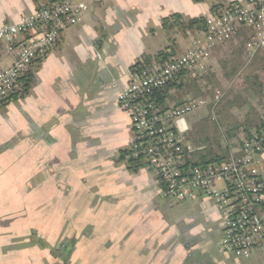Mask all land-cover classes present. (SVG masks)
Here are the masks:
<instances>
[{
    "label": "crops",
    "instance_id": "obj_1",
    "mask_svg": "<svg viewBox=\"0 0 264 264\" xmlns=\"http://www.w3.org/2000/svg\"><path fill=\"white\" fill-rule=\"evenodd\" d=\"M55 1L0 0V26ZM72 1L82 7L79 21L62 33L55 47L35 60L28 95L0 103V212L16 218L11 225L0 223V264H57L51 249L56 247V237L64 225L55 219V209L46 207L43 212L42 201L63 200L68 193L84 196L87 192L119 200L117 206L107 207L110 213L134 215L137 220L145 215L143 222L134 221V237H138L134 238V264H264V251L241 260L217 250L222 220L214 202L204 198L182 202L197 203L201 208L198 215L191 212L187 216L190 221L202 218L189 237L182 242L168 236H161L156 243L149 241L158 229L149 211L155 208L156 196L160 204L166 199L151 171L131 172L118 160L119 152L127 150L132 140L129 119L117 103L118 94L128 83L130 68L142 55L152 58L170 45L161 26L163 18L172 14L205 17L209 7L206 15L198 13L197 2L206 0ZM208 1L210 8L219 10L245 0ZM187 34L194 35L191 31ZM174 39L173 49L183 51L186 40ZM249 39V31L240 29L234 42L214 49L200 79H186L183 84L186 89L216 84L233 91L242 98L239 102L245 114L238 119L247 121L246 133L258 128L264 119V47L246 56L243 47ZM20 40L16 37L14 41ZM0 57L1 69L13 63L6 43L0 45ZM173 92L175 89L170 96ZM219 100L206 101V105L216 109ZM192 132H198L195 125L182 132L183 143L191 149V158L198 160L208 153L190 144ZM226 135L223 150L226 161H230L240 155L242 139L236 145L237 134ZM15 157L18 159L13 162ZM263 160L264 152L258 156V165ZM122 162L123 167H119ZM100 168L114 176H95ZM127 199L134 200L131 213L124 203ZM158 227L162 230V224ZM123 229L118 222L113 230L125 233ZM32 232L42 241L32 240ZM76 258L72 257L69 264ZM85 262L83 259L82 264Z\"/></svg>",
    "mask_w": 264,
    "mask_h": 264
},
{
    "label": "built area",
    "instance_id": "obj_2",
    "mask_svg": "<svg viewBox=\"0 0 264 264\" xmlns=\"http://www.w3.org/2000/svg\"><path fill=\"white\" fill-rule=\"evenodd\" d=\"M81 10L72 0H57L0 26V45L6 43L14 57L9 67L0 68V102L22 92L21 79L26 72L39 55L57 45L66 29L78 23ZM240 29L250 33L243 47L246 56L264 47V0L231 4L223 13L205 18L203 28L196 31L202 39H195L185 52L167 59L152 57L141 69L130 70L117 103L129 119L132 134L124 161L150 168L164 199L176 203L200 198L213 201L222 220L217 250L248 260L264 251V182L256 166L264 152V129L247 133L237 158L193 166L189 164L192 151L184 145L176 120L206 102L199 99L164 107L155 100L171 84L200 79L213 50L234 42ZM16 37L21 40L14 41Z\"/></svg>",
    "mask_w": 264,
    "mask_h": 264
},
{
    "label": "rangeland",
    "instance_id": "obj_3",
    "mask_svg": "<svg viewBox=\"0 0 264 264\" xmlns=\"http://www.w3.org/2000/svg\"><path fill=\"white\" fill-rule=\"evenodd\" d=\"M193 1L195 3L197 0ZM197 3L199 4L197 6V12L203 15L208 13L209 7L210 13L204 17L207 18L210 17V15L223 13L235 2L230 3L224 9H219L214 12H211L212 7L210 8V1L206 0V2L200 1ZM187 32L190 31L174 29L167 34L169 46L172 48L175 41L174 37L186 40L185 43H183L186 46L183 51L179 52L177 48H174L176 55L185 52L195 39H202V36L198 33L192 32V34H194L192 37V35L190 36ZM190 40L191 44H189ZM184 82L185 81L181 82L182 87L175 89V92L172 93L168 101V106L175 107L179 106V104L181 106V104L187 101L199 99L210 102L216 96L219 97L220 100L216 109L207 106L205 103L202 108L191 114L193 116L176 120L178 131L182 133L187 129H193L195 125L198 132H192L189 135L190 144L195 149L204 148L203 152L205 154L208 153L209 156H216V154L218 157L224 156L223 149H225L226 134H228V137H231L232 134H237L235 135L237 139L234 137L237 145L238 142H240L239 139L244 140L248 133H246L249 128L247 121L241 119L239 122V117L245 114L244 110L241 109V107H243V104L240 103L242 98L236 96L233 91L228 90V92L223 87L216 86V84H206V86L200 88H193L192 86L191 89H186L183 87ZM212 118H215V120ZM236 124H240V127L236 126L237 128H234ZM129 135L130 133H128V137ZM121 147H123V145H120V148ZM17 159V157L12 158V160H14L13 162L17 161ZM123 164V162L120 163L121 166L119 167H123ZM256 166L264 182V160L259 163V165L257 163ZM99 170L98 173L96 171L94 172V175L97 177H110L113 175L111 171L107 172V169L100 168ZM65 188L67 187L65 186ZM75 191L78 192L77 187ZM118 202L120 201L115 199H105L99 194L94 196L91 192H87V195L85 194L84 196L79 194L74 196L68 193L64 196L63 200L44 199L42 201V204L45 205L43 212L46 210V207H49L50 211L55 209V219L58 221L59 225H64L63 232L56 237V247L51 249L55 250L61 243L67 245L64 256L62 258H57V264H61L64 258L71 259L74 256L77 257L76 259L78 260L73 264H82L83 259L86 260L85 264H134V243H136L134 242V221H138V223L143 222L145 220V215L138 216L140 218L137 220V218L134 219V215H125L122 217L118 213L108 212L107 207H115ZM154 202L155 208L150 210L149 213L150 218L152 217L153 226L158 229H156V231L152 233V237L149 238L151 242H159L161 236H168L172 238V241L179 240L182 242L186 237L191 235L190 232L193 226L202 220V218H198L190 221L187 218L191 212L197 215L199 214L201 208L197 203L189 204L188 202L175 204L172 200L166 199L163 204H160L158 196H156ZM124 203L128 206L127 210H130V213L131 210L134 211V200L127 199ZM1 214L3 215L1 216ZM15 219V217L6 216L5 212H0V223L11 225L14 224L12 222H14ZM118 222L122 223V228H124L123 232L126 229L125 233L113 230L118 226ZM160 224H162V230H159L158 226ZM16 226L21 225L18 224ZM19 229H21V227ZM127 230L128 233H126ZM16 235H18V233ZM35 235V232H32L30 238L32 240L42 241L38 240ZM137 238L138 237H136L135 240H137ZM227 255L228 254H225V256Z\"/></svg>",
    "mask_w": 264,
    "mask_h": 264
},
{
    "label": "trees",
    "instance_id": "obj_4",
    "mask_svg": "<svg viewBox=\"0 0 264 264\" xmlns=\"http://www.w3.org/2000/svg\"><path fill=\"white\" fill-rule=\"evenodd\" d=\"M218 11L216 6H213L211 8V12ZM204 17H195V18H184L180 16L179 14H172L169 17L163 18L161 22L162 29L164 30L165 33H170L174 29H180L182 31H191L195 32L198 29L203 28L204 26ZM175 55V51L171 46L165 47L162 51H158L155 56L153 57L156 60L159 59H167L168 57ZM151 57H148L146 55H142L140 59L130 68V70H138L141 69L144 65L149 63ZM33 70L30 68L25 76L21 79V86H22V92L21 93H15L11 96H9L7 99L4 101H1L0 103H6L10 100H17L19 98H23L26 95H28L30 88L33 84ZM179 87H182V84H171L167 86L164 90L160 91L159 94L156 96L155 100L157 103L161 104L162 106L166 107L167 103L170 98V92L174 89H177ZM182 105V104H181ZM180 106V104H179ZM259 129H264V119L261 120L259 123ZM249 133V132H248ZM126 154V150L120 151L119 152V157L118 160L124 161V155ZM199 155V154H198ZM228 157L226 155L218 157L216 156H209L207 155H201L199 156L198 160L192 159L189 164L193 166H205L209 163L213 162H219L226 160ZM126 168L131 171V172H137L141 169L147 168L145 165L139 164L137 161H128L125 162ZM148 171H151V169H147ZM67 249V245L65 243H61L58 248H55V250H52L53 255L56 258H62L65 254V250ZM69 260L67 258L63 259V262L61 264H69Z\"/></svg>",
    "mask_w": 264,
    "mask_h": 264
}]
</instances>
